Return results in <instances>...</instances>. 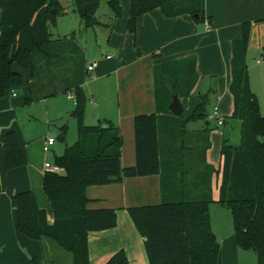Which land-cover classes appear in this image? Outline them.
I'll return each mask as SVG.
<instances>
[{
  "label": "trees",
  "instance_id": "16d2710c",
  "mask_svg": "<svg viewBox=\"0 0 264 264\" xmlns=\"http://www.w3.org/2000/svg\"><path fill=\"white\" fill-rule=\"evenodd\" d=\"M204 1L130 0L127 28L134 33L138 16L154 8L167 18L189 14L194 21L204 22ZM106 4L113 13L111 26L122 15L120 0H108ZM100 6L101 0H74L73 10L86 27H91L99 24L95 12ZM0 10L1 98L7 90L22 86L30 79L31 53L42 51V46L51 40L48 24H54L64 8L60 0H0ZM241 25V37L233 39L231 44L228 86L234 104L230 118L241 121V138L236 145L226 136L222 139L218 203L229 208L232 214L236 245L256 252L258 264H264V115L249 87L245 56L253 24L248 20ZM262 52L264 55V46ZM17 67L25 71L26 80ZM152 75L156 111L133 117L136 161L127 167L121 165L123 138L119 128L109 121L104 122L106 127L102 126V121L85 124L87 96L81 85L71 89L75 104L69 115L76 120L77 141L66 145L63 153L55 157L54 163L60 171L46 172L42 178L53 221L47 219L45 209L37 204L31 190L19 191L13 196L18 233L41 242L45 238L52 239L71 253L72 264H90L89 233L112 229L117 217L115 208L88 207L87 186L160 174V204L128 208L138 232L145 238L149 263L222 264L221 246L211 229L209 214V204L213 201L210 177L215 170L205 162L209 137L206 133L200 134L199 145L190 146L188 151L185 141L181 140L172 151L166 141L177 138L166 136L163 128L164 120L177 119L168 106L174 94L181 99L186 111V117L180 120L183 132L188 121L206 120L209 93L201 95L194 90L199 75L193 55L156 63ZM57 137L64 140V125ZM2 142L6 168L24 165L26 159L17 133L5 132ZM196 151L200 159L189 165V152L195 154ZM199 161L205 172L197 166ZM191 170L193 177L198 176L200 187L193 194H190L187 177ZM30 264L41 262L36 257L31 258ZM105 264H128L126 251L120 248Z\"/></svg>",
  "mask_w": 264,
  "mask_h": 264
},
{
  "label": "crops",
  "instance_id": "0c3cea01",
  "mask_svg": "<svg viewBox=\"0 0 264 264\" xmlns=\"http://www.w3.org/2000/svg\"><path fill=\"white\" fill-rule=\"evenodd\" d=\"M129 2L130 0H120L122 15L116 18L111 26L99 21L102 28L109 29L107 36L102 39L103 43L99 44V52H95L93 56L89 55L73 34L71 39L66 36L61 38V34L54 38L51 35V40L42 46V51L35 50L31 53L33 73L30 79L25 81L18 92L0 98V264H30L31 258L36 257L41 264H46L42 242L24 236L16 229L13 196L19 191L31 190L35 194L37 204L45 207L47 219L52 220L51 204L48 200V205L44 204L41 195L42 178L46 173L44 163L52 162L47 160V152L43 150V146L45 139L52 136L49 124L51 118L58 117L59 114L62 117L64 113L69 115L73 110L75 102L71 89L81 85L84 93L90 94V102L93 104L90 106L91 123L88 125L109 121L119 128L123 138L121 165L127 167L136 161L133 117L156 111L152 75L156 63L193 55L199 75L194 90L200 94L209 93L212 109L217 106L219 114L225 120L222 124L224 126L234 110L233 96L228 88L231 81V44L233 39L241 37L242 22L250 20L253 24L245 55L246 63L250 48L257 54L263 53L264 0H205L208 28L204 22L194 21L189 14L167 18L158 8H154L138 16L134 33L127 28ZM62 13L68 16L65 8ZM62 33L66 34V31ZM92 61H95L96 65L92 71H88L87 67ZM251 64L247 69L249 87L255 93L257 90H254L256 87L250 72ZM257 64L264 81V62ZM17 69L25 79V71L18 67ZM204 80V91L201 92L199 87ZM34 100L44 103V107L38 110L31 105L20 116L18 110H22L24 105H29ZM54 109H58L57 115L52 114ZM86 117L85 111L84 122ZM42 119L47 121L48 125L45 134L37 135L31 132L32 123L41 122ZM206 120L204 124H197L195 129H189L191 131L186 151L190 146L199 145L198 135L207 134L209 146L205 149V162L215 169L210 177L211 197L215 205L219 199L221 184L220 148L222 139L229 136L226 135L228 131L219 129L215 123ZM232 121L239 126L240 135L241 121ZM9 130L17 133L26 159L24 165L12 169L6 168L2 142L3 135ZM56 143L55 141L49 147L54 156H58L55 155L54 149ZM68 144L73 143L64 139V147L59 155ZM166 146L173 151L179 146V141L168 138ZM196 159H200L199 155L195 156L193 152H189V165L195 163ZM187 177L190 194H193L200 189L197 183L199 178L196 175L193 177V171H190ZM86 194L89 208H115L117 217L116 226L112 229L89 233L87 250L90 264H105L120 248L126 251L128 264H150L144 246L145 238L138 232L128 208L160 204V174L127 177L119 182L87 186ZM210 205L209 214L212 210L216 211L215 208H210ZM210 221L211 229L222 247L225 237L218 240L217 232L212 226V214ZM232 234L235 240L234 232ZM21 246L27 247L25 253L22 252Z\"/></svg>",
  "mask_w": 264,
  "mask_h": 264
},
{
  "label": "rangeland",
  "instance_id": "374dc122",
  "mask_svg": "<svg viewBox=\"0 0 264 264\" xmlns=\"http://www.w3.org/2000/svg\"><path fill=\"white\" fill-rule=\"evenodd\" d=\"M60 1L62 5L64 6V8L67 10L68 16H64L63 13L60 12L56 16L55 23L48 24V30L51 32L53 38L57 37L58 34H61L60 35L61 38H63V36H66V38L71 39L72 36L74 35V38L87 49L89 55H92L97 51L99 52V44L103 43L102 39L105 38L104 36H107V34L109 33V29L106 30L102 28L103 26H101V24L99 25L95 24L91 27H85V25L80 20L79 14H77L73 10L74 0H60ZM95 14H96L97 19L102 23H110L111 18L113 16V13L111 12L110 8L107 5L106 6L101 5L97 9ZM64 31H66V34L62 33ZM249 62H253V63L251 64ZM263 62H264L263 55H260V53L257 54V52H255L252 48H250L249 53H247V63H248L247 69H248V65L251 64L250 72H252L253 85L254 87L257 88V89L256 88L254 89L255 91L257 90L255 92V95H256L257 102L259 103V111L262 114H264V81L262 80V76L259 71V66L257 63H263ZM77 65H79V61L78 63H76V66ZM205 82L206 80H204L203 84L199 87L201 92L204 91L202 86L204 85ZM93 85H95V83L92 84V86ZM20 87L21 86L16 87L15 89L7 90L4 96L7 97L8 95H11V93L13 92H18ZM86 95H87V100L85 102L84 108L87 113V117L84 123L89 124L91 123L89 121H91L90 115L92 113L90 106H92L93 103L90 102V94H88L87 92ZM210 100L211 98L209 96V101L207 103L208 105L206 109L207 111L212 109V104ZM31 105L38 110L44 107V103H42L39 100H34L31 104L24 105L22 107L23 108L22 110H18V114H20L21 116V113H23L24 110ZM58 113H59L58 109L52 110L53 115H57ZM173 114L177 116V119L173 117V120L171 121L164 120L165 124L163 125V128L166 130L165 135L176 137L179 143H181V140H183L185 141V145H186L187 139L191 131L189 129L191 128L195 129V126L197 124H200V125L204 124L205 120L188 121L187 123L188 126L182 132L181 127H180V120L186 117V111L183 110L182 113H180L181 115L175 114V113ZM60 116H61L60 114L58 115V117L53 116L54 118H51V121H49V124L51 126L52 136L55 138V141L57 142L56 146H54L55 155H59L62 152L63 147H64V140H60L57 137L60 131V128L63 127V125L65 127L64 139L69 143H74L75 141H77V124H76L75 118L68 115L67 113H64L62 117ZM235 120H238L237 122H240L239 119H235ZM227 121H228L227 124H225L224 126L222 124L215 125V126L219 127V129H225L226 131H228V134L226 135L229 136L230 142L233 144H236L240 140L239 126L236 124H233L232 123L233 121L230 118H227ZM211 123L214 124V121L212 120ZM32 126L33 127H32L31 132L36 133L37 135H40V134L44 135L47 130L48 125H47V121L42 119L41 122L35 121L34 123H32ZM171 132L173 133V135L170 134ZM193 133L196 134L195 131H193ZM198 136H201V135H198ZM45 152H47V160L54 162L55 157H56L54 156V152L50 149ZM197 153L200 155L198 151L195 152V155H197ZM199 164H200V161L198 162L197 166L201 167L200 169H202L203 172H205V169L204 167H202V164L201 165ZM192 171L193 170H191V172ZM41 195H42L44 204H47V198L43 191H41ZM210 208H215L216 210V211L212 210L210 214H212V226L215 232H217L218 240L221 239V237L222 238L225 237L222 242L223 246L221 247L222 263L223 264H258L256 252L244 250L242 248H239L236 245L233 234H232V232H234L233 218H232V214L229 208L225 206L220 207L218 202L215 205H213V201L211 202ZM52 221L53 220H51V222ZM42 245H43V251H44V260L46 264H72L71 263L72 262L71 253L68 250L66 251L62 247H60L54 240L45 238L42 242ZM21 249H22V252L25 253L27 250V247L21 246ZM30 263H31V260H30Z\"/></svg>",
  "mask_w": 264,
  "mask_h": 264
},
{
  "label": "built area",
  "instance_id": "2783aa9c",
  "mask_svg": "<svg viewBox=\"0 0 264 264\" xmlns=\"http://www.w3.org/2000/svg\"><path fill=\"white\" fill-rule=\"evenodd\" d=\"M204 25L208 28V22L207 20L204 21ZM96 65V62L95 61H92V63L87 67V70L88 71H92L93 67ZM206 119L209 120V121H214V123L216 125H220V124H223L224 123V118L221 114H219V111H218V108L217 106H215L212 111L208 112L207 115H206ZM55 143V138L52 137V136H48L46 139H45V142H44V146H43V150L44 151H48L49 147ZM44 169L46 172H59L60 171V167L55 164L54 162H46L44 163Z\"/></svg>",
  "mask_w": 264,
  "mask_h": 264
},
{
  "label": "water",
  "instance_id": "95a60500",
  "mask_svg": "<svg viewBox=\"0 0 264 264\" xmlns=\"http://www.w3.org/2000/svg\"><path fill=\"white\" fill-rule=\"evenodd\" d=\"M108 0H101V5H105ZM53 14H55V11L53 10ZM169 110L175 114H180L183 111V105H181V101L177 94H174L172 96V100L168 104ZM102 126L106 127L107 124L102 122Z\"/></svg>",
  "mask_w": 264,
  "mask_h": 264
}]
</instances>
